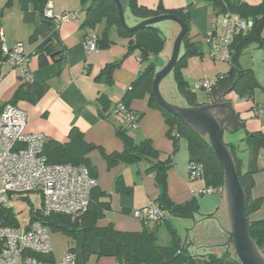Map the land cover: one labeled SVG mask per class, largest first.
<instances>
[{"label":"crops","instance_id":"0c3cea01","mask_svg":"<svg viewBox=\"0 0 264 264\" xmlns=\"http://www.w3.org/2000/svg\"><path fill=\"white\" fill-rule=\"evenodd\" d=\"M135 1L139 6L152 10L161 8L165 12L163 15L186 14L190 20L191 38L195 33L207 37V34L214 29L219 16L223 14H215L208 0ZM238 1L249 5L264 2V0ZM6 2L7 0H0V32L7 45L12 46L20 42L24 44L30 59L27 71L32 76V80H27L22 68L11 66L0 54V110L11 103L15 93L19 91L14 105L27 113V132L44 134L46 144L50 141L67 143L71 130L75 129L83 134L86 143L102 148L107 155L124 153V143L118 137L117 126L111 117L112 109L123 99L128 88L150 64H155V74L167 65L180 33V27L173 22L169 24L168 37H164L165 44L161 54L158 57L151 56L144 59L140 50H129V39L121 35L115 25L109 29L107 35H103L105 22L94 27L88 25L87 5L83 4L82 0L49 1L46 8L51 7L55 16L68 12H75L78 15L76 19L64 23L59 30H56L51 20L46 17L44 19L33 5L23 9L17 1L11 7H6ZM128 5L129 0H126L124 10L128 8ZM82 10L85 11L84 15H81ZM132 21L131 27L144 20L133 16ZM218 32L221 33L222 30L219 29ZM91 33L100 38L101 46L97 53H88L83 44L85 37ZM256 35L264 38V25L256 32ZM191 40L195 43L198 53L203 54L204 51L202 46L198 45V41ZM1 42L0 37V45ZM47 43L50 53L60 54L53 59L48 53L44 56L47 63L43 66L40 54ZM239 63L243 69L254 72L260 85L253 98L240 99L233 92L211 96L210 92L205 90L209 97L208 101L197 103L194 107L232 103V109L240 122L244 123V127L232 133L224 126L223 141L227 147H235L236 157L241 161V171L246 172L250 169L251 157L250 148L246 143L247 134L262 133L264 135V114L256 116L253 113L254 106H264V47L258 42H252L243 50ZM112 64L118 65L110 75H104V70ZM218 74H225V72ZM170 77L171 80L164 84V90L163 82L160 85L163 97L174 105L177 103L180 107H190L179 95H177L178 102H174V99L169 96L168 92L178 94L175 93L177 89H175L174 77L172 74ZM215 77L212 80H215ZM184 78L186 79L185 76ZM102 98L107 99L111 105L107 114L101 112ZM126 106L140 117L138 128L128 130V134L134 141L140 143L143 140H149L159 151L162 161L171 158L172 164L167 170L170 200L176 205L195 201L198 204V214L193 218L188 217L192 224L190 228H187L184 237L174 227L172 221L173 217H182L170 215L168 221L153 222V225L151 222L134 220L131 217L134 210L158 201L161 191L155 179L156 172L149 170L153 163L143 159L109 166L101 152L94 150L86 158L93 169V175H91L98 183L96 192L97 195H101L98 200L110 207L97 220V227L106 228L113 225L116 230L126 233H141L146 228L154 232L158 241L162 229L169 231V235L174 230L185 248L194 257L196 264H205L204 258L209 253L227 252L231 248L229 243L231 226L225 187L219 188L218 192L208 196L197 194V191L209 187L204 177L197 181L189 180L191 155L187 140L184 143L179 141L175 149L172 139L167 135L169 128L165 117L159 110L150 106L148 96L135 99ZM243 143L246 148L243 147ZM244 151L246 154L242 156ZM257 169L252 192L255 198L264 196V148L259 150ZM92 214L89 215L88 222L93 220ZM82 216L75 218L80 219L83 218ZM263 217L264 206L252 218ZM169 237L170 240H167L166 246L172 244L171 236ZM70 239L73 240L72 244H68L66 249L59 251L56 250L51 236V263L60 264L69 250H73L83 262L101 264L116 262L113 257H99L100 239L94 233L77 232L75 237ZM86 247L89 249L88 253L85 251Z\"/></svg>","mask_w":264,"mask_h":264},{"label":"trees","instance_id":"16d2710c","mask_svg":"<svg viewBox=\"0 0 264 264\" xmlns=\"http://www.w3.org/2000/svg\"><path fill=\"white\" fill-rule=\"evenodd\" d=\"M20 3L23 9L28 5L40 12L45 19V9L51 0H7L6 7H11L14 2ZM215 10V14L233 13L240 17L253 21L252 30L247 34L239 35L232 46V59L230 70L225 74H218L215 77V84L210 91L211 96H217L222 93H235L240 99H251L255 91L260 88L254 72L250 69H243L240 66L239 59L243 50L252 42H258L264 47V38L258 37L256 32L264 25V2L258 5H249L238 0H208ZM86 6L87 23L96 26L105 22L103 35H107L112 26H116L120 34L129 39V50H140L142 57L147 59L151 56L158 57L164 49L165 38L157 25L146 26L136 31L129 32L121 24L117 7L114 0H82ZM126 0H121L124 7ZM128 8L132 15L140 20H147L160 16L165 13L161 8L152 10L144 6H139L135 0H129ZM180 17L188 27L184 38L181 54L175 69L172 72L176 83L177 93L182 97L190 107L197 105V95L191 90L189 83L183 76L182 70L186 65L187 58L199 54L198 49L190 37V20L186 14L175 13ZM100 39V38H99ZM48 43L43 47V54H40L41 65L47 63L44 57L48 53L55 59L60 53H50ZM99 46H101L99 40ZM47 47V48H46ZM46 50V51H45ZM48 51V52H47ZM1 54V51H0ZM119 64V63H118ZM118 64H112L104 70V75H110ZM155 76V64L149 65L147 70L134 81L131 87L125 92L121 102L129 105L135 99L149 97V104L152 108L161 111L165 117V122L169 128L167 135L172 139L175 149L178 147L180 138H185L188 143L191 159L190 162H199L204 166L203 177L208 187L223 189L225 187L224 169L216 157L213 148L210 145L207 136L195 132L188 124L176 115L166 111L159 104L153 92V79ZM17 91L11 100L15 103L18 99ZM110 102L107 99L101 100V112L107 114L110 110ZM137 114V113H136ZM129 127L117 128V135L123 141L125 151L122 154L107 155L105 151L93 144L85 142L83 134L72 129L67 143L48 142L45 145V155L50 163H70L75 166H84L89 169L91 174L90 161L86 156L94 150H99L106 158L109 166L117 165L121 162L129 163L139 160H149L153 163L149 169L155 173L157 185L160 188V194L157 203L167 210L170 215L193 218L198 214V204L195 201L187 202L181 205L172 203L168 195L167 170L171 166V158L160 159V153L154 147L151 141L143 140L136 143L128 134ZM247 146L250 148V169L246 172L241 171V161L236 157L235 147L228 146L233 156L241 186L247 198L246 216L250 223V236L255 242L260 254L264 257V217L253 219V215L264 206V196L255 198L253 189L255 186L254 175L258 171L257 158L259 150L264 148V135L262 133H248L246 137ZM93 175V174H92ZM119 187V184H118ZM120 189V188H118ZM95 189L91 195L89 210L82 216L83 218H73L66 215H51L44 217L40 211L33 212L30 221H40L51 231H61L70 237H75L77 232L85 234L94 233L100 239L99 257H113L120 264H196L194 257L185 248L179 235L173 230L170 233L172 244L170 246L160 245L154 232L146 228L141 233H126L115 229L113 225L106 228L97 227V220L103 216L105 210H109L108 204L99 202V197ZM93 213V214H92ZM93 215V220L88 222L89 215ZM90 219V218H89ZM168 217L165 221H168ZM0 220L7 226H18V221L12 209H0ZM147 223V222H144ZM160 223V222H158ZM88 247L86 252L88 253ZM73 251V250H71ZM52 256L39 257L44 261L52 262ZM205 264H240L235 258L231 248L223 254L209 253L204 258Z\"/></svg>","mask_w":264,"mask_h":264},{"label":"built area","instance_id":"2783aa9c","mask_svg":"<svg viewBox=\"0 0 264 264\" xmlns=\"http://www.w3.org/2000/svg\"><path fill=\"white\" fill-rule=\"evenodd\" d=\"M77 13L68 12L55 16L51 7L45 10V17L51 20L56 30L77 18ZM253 21L227 12L219 16L213 30L207 34L211 46L210 56L218 61L231 62L232 46L235 39L252 30ZM219 29L222 32H218ZM0 51L2 57L13 67H20L29 81V55L23 43L12 46L6 44L3 34ZM84 47L88 53H97L100 49L99 37L88 34L84 39ZM215 80L203 79L198 88L211 91ZM256 116L264 114V106H254ZM117 128H138L140 117L123 102L114 105L111 113ZM27 113L13 104H6L0 110V209H11L8 197L33 192L42 196L41 214L66 215L81 217L90 207L91 195L98 187L97 180L86 168L69 163H50L45 155L46 136L42 133H28ZM203 164L190 162L189 180L202 179ZM219 189L209 187L197 191V194L209 195ZM196 193V192H195ZM131 217L140 222H163L170 213L159 203L136 209ZM52 255L51 231L40 221H29L24 227L7 226L0 220V264H53L39 257ZM60 264H101L79 260L77 254L69 250ZM113 264H120L116 261Z\"/></svg>","mask_w":264,"mask_h":264},{"label":"water","instance_id":"95a60500","mask_svg":"<svg viewBox=\"0 0 264 264\" xmlns=\"http://www.w3.org/2000/svg\"><path fill=\"white\" fill-rule=\"evenodd\" d=\"M114 3L118 10L121 26L129 32L167 21L176 23L180 27V33L176 38L169 62L154 76L153 92L162 108L179 117L195 132L208 137L210 145L224 169L231 226L229 243L233 254L240 264H264V257L260 254L249 233L250 223L246 216L247 198L241 186L231 151L223 141L224 126L233 133L235 130L244 127V123H241L235 115L232 103L205 107H180L168 102L161 93L160 85L172 74L177 65L182 44L188 31L187 25L177 15L165 14L144 20L131 27L127 24L121 1L114 0Z\"/></svg>","mask_w":264,"mask_h":264},{"label":"rangeland","instance_id":"374dc122","mask_svg":"<svg viewBox=\"0 0 264 264\" xmlns=\"http://www.w3.org/2000/svg\"><path fill=\"white\" fill-rule=\"evenodd\" d=\"M125 1V0H124ZM85 11H81V15H84ZM125 17L127 24L130 26L132 25L133 16L131 15L130 10L127 8L125 10ZM172 24V22H162L157 24V27L161 30L164 37H168V25ZM192 39H195L198 41V45L202 46L203 54H195L187 58V65L184 66V76L190 83L191 90L196 93L197 95V103H204L208 101L209 97L206 94L205 90H202L198 88V83L200 82V79L204 78L207 80H212L219 72H225L227 73L230 70V63L226 61H217L211 58L210 51L211 46L207 41V37H203L199 33H195L192 36ZM205 39V40H204ZM171 80V77L168 76L163 81V90H164V84L169 82ZM186 80V81H187ZM176 89V86H175ZM177 93V92H175ZM169 96L174 99V102H178L179 97L178 94H172L171 92H168ZM170 100V99H168ZM177 105V103L175 104ZM161 112V111H160ZM181 143L186 142L185 138H180L179 140ZM244 144V143H243ZM243 147L246 148L245 144ZM242 156H245L246 151L242 152ZM208 196V195H204ZM8 203L13 210V213L18 221V225L24 227L31 218V215L33 212L40 211L42 209V196L40 193L33 192L29 194H23V195H11L8 197ZM174 227L177 228L178 232L184 237L185 233L187 231V228L191 227V224L188 218H175L172 219ZM153 225V222H151ZM52 240L54 241V245L56 250L62 251L67 248L68 244H72V241L70 239V236L65 234L61 231H51ZM169 231L166 229H162V231L159 234V244L166 246L167 240H170L169 237ZM203 264V263H201Z\"/></svg>","mask_w":264,"mask_h":264}]
</instances>
